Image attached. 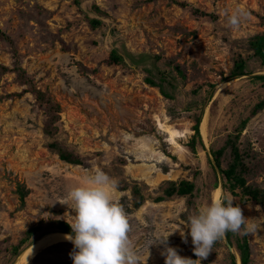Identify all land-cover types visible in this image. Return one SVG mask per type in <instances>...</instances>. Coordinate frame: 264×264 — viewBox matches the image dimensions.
<instances>
[{"label":"rangeland","instance_id":"1","mask_svg":"<svg viewBox=\"0 0 264 264\" xmlns=\"http://www.w3.org/2000/svg\"><path fill=\"white\" fill-rule=\"evenodd\" d=\"M237 6L250 17L234 31L222 13ZM0 28L11 37L0 39V65L15 68L0 75V264H73L71 242L42 249L25 263L19 256L60 222L72 221L75 212L59 201L93 169L117 181L114 196L128 215L142 264H165V246L149 244L171 233L168 246L198 259L187 218L218 187L219 199L231 196L254 229L232 232L249 243L250 264H264V207L223 187L211 153L247 119L239 147L254 181H264V109L251 114L264 97L263 81L254 78L264 65L248 46L264 32V0H0ZM113 51L123 60L115 62ZM240 58L246 74L227 78ZM21 70L60 107L53 135L43 130L46 103L23 92L28 83L20 81ZM198 115L199 128L206 116L207 135L200 128L203 145L193 152L188 143ZM53 141L82 162L60 159ZM182 179L196 184L193 196L156 200L168 181ZM134 183L148 197L139 208L124 188ZM28 230L31 237L15 254ZM234 243L224 236L201 264H241Z\"/></svg>","mask_w":264,"mask_h":264},{"label":"clouds","instance_id":"2","mask_svg":"<svg viewBox=\"0 0 264 264\" xmlns=\"http://www.w3.org/2000/svg\"><path fill=\"white\" fill-rule=\"evenodd\" d=\"M222 15L234 31L250 17L248 10L240 6L226 8ZM116 188L117 181L113 177L103 170L93 169L81 182L68 186L65 197L59 201L75 212L68 222L74 235L66 236L74 245L69 253L73 264H142L129 237L128 215L114 196ZM49 215L45 213L46 217ZM247 221L240 205L225 194L199 206L187 218L186 228L190 230L188 235L198 259L183 257L176 248L168 246L172 233L158 235L149 246L157 242L165 246L161 252L165 264H201L227 232L247 234L254 230ZM181 235L187 243V235L184 232Z\"/></svg>","mask_w":264,"mask_h":264},{"label":"trees","instance_id":"3","mask_svg":"<svg viewBox=\"0 0 264 264\" xmlns=\"http://www.w3.org/2000/svg\"><path fill=\"white\" fill-rule=\"evenodd\" d=\"M181 4L183 5L186 3L183 2ZM196 10L199 11L198 9ZM200 13L203 14L205 12L200 11ZM89 22L92 27H97L100 24L99 19L96 18L89 17ZM0 39L11 41V37L9 36V34H7L1 28ZM248 42L249 50H251L254 57L257 58L260 64L264 65V32L251 36ZM112 57L117 63L123 60L122 57L115 52L114 54H112ZM244 62L245 61L243 58L235 61L233 69L231 70L229 77L227 78L239 77L240 75L246 74ZM13 70L15 71V68ZM13 70L12 68L5 65H0V75L5 72H13ZM21 71L22 72H19V76L21 77L20 81L22 83H28V87H26L23 92L30 91L41 103H46L45 105L47 108V118L45 120L43 130L46 134L53 135L57 130L56 123L60 118V107L55 101H52L50 98L46 97V94L43 91L37 89L35 85L31 83L29 77L23 72V70ZM254 78L262 80L264 83V74L255 75ZM148 80L151 85L158 86L155 80H153L152 78H149ZM161 91L163 94L168 95L167 91L162 87ZM23 92L10 94H17V96H19L22 95ZM262 109H264V97L261 98L260 101H258L253 106L251 114H255ZM200 118V115H198L196 118L195 124L193 126L194 134L191 137L190 142L188 143L191 151L193 152H196V143L203 145L199 128ZM246 120L247 119H245L238 125L236 131L228 136L225 143L221 147H219L218 149H211V153L214 156L215 163L218 166L223 177V187L231 194L240 196V199H242V201L248 199L253 201V203H255L256 205L264 207V181L262 183H257L254 181L253 176L255 170L252 169V167H248L247 163L245 162L244 155L239 147L240 133L247 122ZM51 146L56 149L60 159L75 164H79L82 162L79 155L62 148V146H60L58 142L53 141L51 143ZM124 188L131 189L132 205L135 208H139L148 198L145 194L142 193L141 187L137 183H134L132 186L125 185ZM195 189L196 184L191 180L182 179L180 181H168V185L163 189V194L156 197V200H163L175 195L182 196L188 199L190 196L194 195ZM25 196L26 191H24L23 189L20 192V198L24 200ZM58 230L74 235V233H72L70 224L64 221L59 223ZM31 232L32 230H28L27 233L24 234L25 236L21 238L19 243L14 246L15 254H18V248L31 237ZM225 236L229 244L233 245V240L235 241L234 244L239 251L241 264H250V246L246 238L243 237L242 239H239L237 236L235 237L231 231L227 232ZM53 264L69 263L67 261H58L54 262Z\"/></svg>","mask_w":264,"mask_h":264},{"label":"bare ground","instance_id":"4","mask_svg":"<svg viewBox=\"0 0 264 264\" xmlns=\"http://www.w3.org/2000/svg\"><path fill=\"white\" fill-rule=\"evenodd\" d=\"M207 119L206 116L203 118L200 128L202 131V134L204 138H206L207 135V129H206ZM220 188L214 189V198L219 199L220 197ZM69 235L67 232L63 231H53L46 233L40 237H38L34 242H32L28 247H26L23 252H21V255L19 256V261L21 263H25L32 259L40 250L45 249L49 246L61 243V242H71L66 239V236ZM72 243V242H71ZM27 264V263H26Z\"/></svg>","mask_w":264,"mask_h":264},{"label":"water","instance_id":"5","mask_svg":"<svg viewBox=\"0 0 264 264\" xmlns=\"http://www.w3.org/2000/svg\"><path fill=\"white\" fill-rule=\"evenodd\" d=\"M227 243H229L228 241H227ZM230 245V244H229Z\"/></svg>","mask_w":264,"mask_h":264}]
</instances>
